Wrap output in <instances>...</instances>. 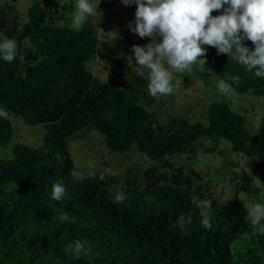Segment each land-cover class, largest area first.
<instances>
[{"label":"trees","instance_id":"trees-1","mask_svg":"<svg viewBox=\"0 0 264 264\" xmlns=\"http://www.w3.org/2000/svg\"><path fill=\"white\" fill-rule=\"evenodd\" d=\"M0 4V40L17 42L13 62L0 59V108L12 118H0V145L14 136L13 118L43 126L39 146L16 141L9 156L0 155V264H264V235L254 234L238 195L222 202L204 190L202 176L191 165H176L177 155H195L202 139L216 145L228 140L235 151L256 157L264 197V128L253 131L245 111L225 98L207 109V122L173 115L162 122L151 110L156 99L147 93V81L128 75L121 85L99 78L90 66L98 56L99 33L90 22L73 31L64 11L49 14L45 0H29L27 17L15 5ZM223 10L213 11L219 15ZM245 45L254 48L251 41ZM207 49L205 67L232 84L238 94L264 96V78H257L227 54ZM112 50L108 60L117 68L126 63ZM227 74V75H226ZM93 127L107 147L116 152L138 150L157 162L140 178L91 176L78 166L70 138ZM83 181H73V169ZM62 179L70 199H51L52 184ZM122 189L127 199L113 203ZM197 197L211 202V229L201 226ZM259 203H263L258 198ZM76 223L61 222V213ZM191 217L185 234L174 227L177 217ZM76 239L92 246L91 259L65 253Z\"/></svg>","mask_w":264,"mask_h":264},{"label":"rangeland","instance_id":"rangeland-1","mask_svg":"<svg viewBox=\"0 0 264 264\" xmlns=\"http://www.w3.org/2000/svg\"><path fill=\"white\" fill-rule=\"evenodd\" d=\"M98 5L95 16L89 17L98 29V56L90 62L94 73L101 79L113 85H121L122 81L137 70L132 45L150 43L148 37L140 38L127 27L134 20L136 6H125L121 0H90ZM7 0H0L6 4ZM24 19L27 17L29 0L11 2ZM51 14L55 8L63 10V5L69 11L65 12L67 21L71 24L75 0H45ZM112 50H119L118 57L126 66L117 68L108 60ZM131 57L132 61L128 60ZM223 79L212 75L205 66L196 65L187 73L173 72L172 83L175 86L173 94L161 96L150 107L162 122H168L173 115L188 116L192 121L207 122V109L215 99L225 98L238 111H245L249 127L257 132L264 128V96L252 93L238 94L235 91L228 96H222L218 91V82ZM225 80V79H224ZM227 82V81H226ZM15 127L12 142L8 147L0 145V155L9 156L11 145L16 141H24L35 146L43 143L45 130L41 125H29L23 118H13ZM72 156L78 166L86 173L101 172L107 178L121 179L126 173L134 179L140 178L141 171L157 164L145 153L138 150L116 152L107 147L102 134L93 127L84 128L75 133L69 140ZM256 157H248L235 151L226 139H220L218 144L204 138L201 140L195 155H177L173 158L176 165H193L202 176L204 190L211 193L219 201L226 202L238 195L243 203L249 205L264 203L263 185L255 170ZM245 208V206H244ZM246 210V208H245Z\"/></svg>","mask_w":264,"mask_h":264},{"label":"clouds","instance_id":"clouds-1","mask_svg":"<svg viewBox=\"0 0 264 264\" xmlns=\"http://www.w3.org/2000/svg\"><path fill=\"white\" fill-rule=\"evenodd\" d=\"M67 2V0H66ZM125 6L135 5L134 20L127 27L140 38L148 37L151 42L143 46L132 45L137 66L136 75L147 81V93L159 99L174 93L173 72L187 73L194 66L207 63L205 45L214 47L217 55L227 54L228 58L242 66L246 72L257 78H264V0H121ZM98 4L90 0H75L71 17V29L80 31L89 17L98 12ZM223 10L213 16V11ZM249 40L254 45L250 49L244 43ZM18 45L14 39L0 40V59L11 63L17 56ZM128 60L132 61L129 57ZM227 75V74H226ZM226 82H218V91L228 96L235 91L232 84L239 86V75L227 76ZM0 118L11 119L12 114L0 108ZM73 181H83L85 173L75 168L70 172ZM91 176V173H89ZM70 199L62 179L52 184L51 199L63 201ZM113 203L120 204L127 194L120 188L112 194ZM201 213V226L211 229V202L197 197L192 201ZM246 219L252 231L264 235V203L244 202ZM59 220L76 223V217L61 213ZM192 218L180 215L174 227L185 234ZM65 253L79 259H91L92 246L87 240L76 239L69 243Z\"/></svg>","mask_w":264,"mask_h":264}]
</instances>
